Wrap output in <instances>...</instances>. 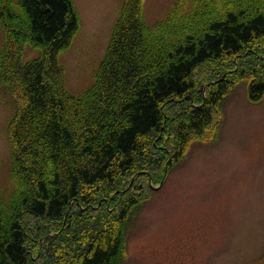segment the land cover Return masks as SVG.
I'll list each match as a JSON object with an SVG mask.
<instances>
[{
    "label": "trees",
    "instance_id": "trees-1",
    "mask_svg": "<svg viewBox=\"0 0 264 264\" xmlns=\"http://www.w3.org/2000/svg\"><path fill=\"white\" fill-rule=\"evenodd\" d=\"M141 2L125 4L92 86L74 96L64 87L59 64L79 27L71 0H0V81L18 83L10 87L17 102L10 131L15 189L8 198L0 190V264H41L58 255L60 245L70 252L69 264H121L124 230L139 196L129 197L131 187L123 184L141 164L154 166L147 140L169 133L174 162L181 160L230 89L222 79L195 99L196 71L264 42V4L256 0H194L152 26ZM231 5L238 10H229ZM205 14L206 22L189 29ZM159 33L177 40L157 50L150 38ZM31 48L38 56L14 71ZM253 74L250 97L260 101L264 76ZM162 164L149 169L153 178L162 177ZM117 190H123L119 200L110 195ZM98 193L102 199L96 200ZM29 218L62 222L60 238L54 240L51 229L30 248ZM67 229L76 232L75 241L65 239Z\"/></svg>",
    "mask_w": 264,
    "mask_h": 264
},
{
    "label": "rangeland",
    "instance_id": "rangeland-1",
    "mask_svg": "<svg viewBox=\"0 0 264 264\" xmlns=\"http://www.w3.org/2000/svg\"><path fill=\"white\" fill-rule=\"evenodd\" d=\"M233 1L238 5L240 0ZM71 2L79 27L69 46L59 54V64L66 91L78 96L92 86L128 0ZM193 2L142 0L141 4L145 20L152 26L177 8L189 9ZM256 3L262 6L264 0ZM229 10L238 9L231 5ZM208 18L209 14H205L201 21L190 23L193 25L189 24V29ZM179 31L178 26L174 27L172 34L177 36ZM164 37L162 33L155 34L150 43L159 50L165 42L177 40L174 36L163 40ZM3 40L0 30V49ZM37 56L33 48L24 50L13 70L19 72L18 66ZM254 70L264 76V42L251 45L239 56L209 62L196 71L195 99L201 92L206 96L209 84L222 79L229 81L230 89L213 112L211 125L190 142L178 162H174V142L169 133L154 134L147 140L146 155L154 166L141 164L143 169L133 174L127 185L123 184V188L131 187L129 197L139 196L124 230L121 264H264V97L260 101L250 97ZM0 77L3 78L1 71ZM16 86L18 83L8 77L0 81V190L5 198L15 189L10 131L17 102L10 87ZM175 117L174 114L172 118ZM157 162L163 163L162 177L153 178L149 169L158 167ZM145 171L151 176L139 179L140 172ZM122 192L113 191L111 198L121 199ZM100 195L96 200L102 199ZM49 223L30 219L26 227L30 248L38 244L37 236L51 229L55 231L50 234L54 240L60 238L62 222ZM71 226L69 222L68 229ZM67 232L66 240L70 236L72 241L78 238L75 231ZM69 253L60 245L58 255H47L41 264L51 260L53 264H69Z\"/></svg>",
    "mask_w": 264,
    "mask_h": 264
}]
</instances>
